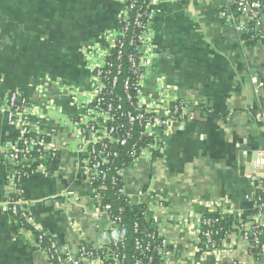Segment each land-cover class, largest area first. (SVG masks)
Masks as SVG:
<instances>
[{
  "label": "crops",
  "instance_id": "obj_1",
  "mask_svg": "<svg viewBox=\"0 0 264 264\" xmlns=\"http://www.w3.org/2000/svg\"><path fill=\"white\" fill-rule=\"evenodd\" d=\"M225 6L160 0L148 21L153 61L145 97L162 110L160 78L193 112L161 130L158 157H140L122 174L130 204L146 205V220L165 240L163 264H264V252L234 232L215 252L200 246L198 233L206 208H229L254 224L253 198L264 196L263 175L252 173L264 149V123L253 120L264 111V44L242 43L221 16ZM120 12L117 0H0V98L18 92L36 106L35 132L57 155L53 171L24 176L16 189L35 224L67 252L81 242L99 246L110 226L85 168L92 137L74 138L72 121L84 112L81 92L90 89L87 47L107 44ZM18 140V128L0 113V264H46L4 206L14 169L5 150Z\"/></svg>",
  "mask_w": 264,
  "mask_h": 264
},
{
  "label": "built area",
  "instance_id": "obj_2",
  "mask_svg": "<svg viewBox=\"0 0 264 264\" xmlns=\"http://www.w3.org/2000/svg\"><path fill=\"white\" fill-rule=\"evenodd\" d=\"M117 1L121 4V12L117 24L106 35L107 44L103 46L95 44L87 47L86 57L91 73L89 78L90 89L88 92H81L84 98V112L72 121L75 131L74 138L82 141L87 134L92 137L91 141L86 143L87 162L90 161L91 164L89 168L87 166L85 168L90 183L97 180L99 189H103L105 186L104 180L109 170V167H105V165L110 163L108 156H116L115 152H105L106 144L104 142L126 144V141L133 135V125L138 124L142 128L139 135L148 137L150 140L137 152L138 157L134 161L144 156L151 157L155 151L161 154L165 144L161 130L166 132V129L173 122H185L193 116V112L187 108V102L184 103L181 99L170 97L168 86L160 78H158L155 89L164 102L162 110L157 103L149 102L145 97L144 84L152 73L153 61L152 35L148 21L160 0H142L145 9L141 6L136 7L138 0ZM225 1L226 6L221 12V16L232 23L241 42H245L242 38L243 35H248L250 39L264 40L263 26H261V22L264 21V0ZM231 1L235 4L233 11L229 9V5L232 4ZM130 12L133 14L130 15ZM132 26L137 31L132 34L130 44L135 43L138 54L127 55L128 69L132 79H125L123 94H120L116 91V87L121 73V49L124 46L123 38ZM115 47L117 48L116 59L119 61L117 64L112 63L108 58L110 49ZM69 92L72 93V91ZM122 99L130 104V110L126 112L122 110ZM0 113L19 130L17 144L5 150L8 160L14 164V169L13 174L8 179L9 194L4 206L11 220L24 232L33 236L36 246L45 255L46 264H123L125 254L119 251V245L123 239L122 230L117 225L111 227L112 219L108 215L109 205L100 203L98 191L94 189L95 198L99 201L98 208L110 222L109 228L105 231L104 241L99 246L91 247L81 242L74 252H67L59 246L53 236L35 224L26 207V202L18 194L16 186L24 176L34 172L47 173V168L41 164V161L47 155L54 157L56 153L42 136H37L35 126L36 118L39 117L38 109L27 102L20 93L13 92L0 98ZM121 117L126 119L128 128L123 133L118 134L120 124L115 123ZM253 120L264 123V111L254 113ZM35 136L38 138L35 139ZM99 143L101 149L96 150L94 144ZM32 149L33 153L31 152ZM136 151L137 146L133 144L131 153L134 154ZM258 155L262 160L252 165V173L253 175L256 173L263 175L261 180H264V149H260ZM117 174L121 175L122 173L117 170ZM111 180L114 181L113 178ZM260 189L264 192V185ZM139 193L143 194L142 192ZM262 198L263 195L259 192L253 198L254 214L257 221L254 224H248L238 218L235 224L238 232H234L243 242L247 241L251 235L250 245L254 248L258 247V253L264 252V243L259 242L260 235L264 233V201ZM223 213L233 214L229 208L223 210ZM200 222L201 229L198 233L204 238L202 248L207 251H217V242L212 239L214 232L211 229L202 230V226L208 225L209 221L201 218ZM151 226L157 228L154 224ZM157 233L162 244L166 245L158 228ZM43 240H45L44 245H42ZM139 263L140 260L138 259L134 262V264Z\"/></svg>",
  "mask_w": 264,
  "mask_h": 264
},
{
  "label": "trees",
  "instance_id": "obj_3",
  "mask_svg": "<svg viewBox=\"0 0 264 264\" xmlns=\"http://www.w3.org/2000/svg\"><path fill=\"white\" fill-rule=\"evenodd\" d=\"M140 6L145 9L142 0H138V3L136 4V7ZM234 6L235 4L232 2V4L229 5V9L233 11ZM129 14L132 15L133 12H130ZM261 26H263L262 29L264 31V21L261 22ZM136 31V28L133 26L130 27L123 38L124 46L121 49L122 58L120 60L121 73L118 77V85L116 87V91L120 94H123V82L125 79H132L128 69L129 63L127 61V55L138 54V51L135 48V43L130 44V38ZM242 38L245 40L244 44L247 45L257 42L264 44V40L250 39L248 35H243ZM116 53L117 48L115 47L110 49L108 55V58L114 64L119 62L116 59ZM128 91H130V89H128ZM182 101L186 103V101ZM121 105L124 112L131 108L130 104L125 99H122ZM117 123L120 124L118 134L123 133L128 128V123L124 117H121L115 124ZM141 129L140 125L134 124L132 130L133 135L124 145L109 141L104 142L106 144V147L104 148L105 152H115L116 156H108L110 163L105 165V167H109V170L107 171V177L104 180V188L99 189L97 180L92 181L91 185L94 190L98 191L100 203L102 205H109L108 215L112 219L111 227L117 225V227L122 230L123 239L119 245V251L125 254L123 264H134L137 259L140 260L139 264H163V257L169 249L166 245L162 244L161 239L158 237L157 228L152 227V224L146 220V205L144 203L130 204V200L123 190L121 176L123 171L138 157L137 152H139L140 149L150 140L148 137L139 135ZM37 138L38 137L35 136V139ZM133 144H136L137 146V151L134 154L131 153ZM94 147L96 150L101 149L100 143L94 144ZM31 152L33 153V149ZM159 155L160 154L155 151L151 157L154 158ZM41 164L45 165L49 172L53 171L57 165V155L55 154L54 157L48 155L45 156L41 161ZM90 164V161H88L86 166L89 168ZM117 170H120L122 174L118 175ZM111 178H113L114 181H112ZM262 200L264 201V196ZM201 214L202 219L209 221L208 225L202 226V230L211 229L214 232L212 234V239L217 242V246H220V241L229 232H238V229L235 227L238 217L235 214L223 213L219 207L206 208L201 211ZM251 238L252 236L249 235L248 242ZM199 239L200 246L203 247L204 238L200 235ZM259 242L264 243V233L260 235ZM44 244L45 240L42 242V245ZM251 249L258 252V247H253Z\"/></svg>",
  "mask_w": 264,
  "mask_h": 264
}]
</instances>
